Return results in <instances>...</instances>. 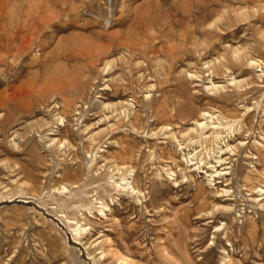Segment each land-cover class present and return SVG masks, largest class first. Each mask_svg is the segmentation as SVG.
<instances>
[{"label": "rangeland", "instance_id": "374dc122", "mask_svg": "<svg viewBox=\"0 0 264 264\" xmlns=\"http://www.w3.org/2000/svg\"><path fill=\"white\" fill-rule=\"evenodd\" d=\"M0 264H264V0H0Z\"/></svg>", "mask_w": 264, "mask_h": 264}, {"label": "bare ground", "instance_id": "6f19581e", "mask_svg": "<svg viewBox=\"0 0 264 264\" xmlns=\"http://www.w3.org/2000/svg\"><path fill=\"white\" fill-rule=\"evenodd\" d=\"M37 29V28H36ZM4 59V58H3ZM254 62V61H253ZM6 94V93H5ZM203 116H205V117H208V116H210V115H208V113H204L203 114ZM206 123V122H205ZM205 123H202V122H197V124L199 125V128L201 127V128H204L205 126H207ZM212 125V124H211ZM218 125V124H217ZM210 125L208 124V127H209ZM219 126V125H218ZM218 126H217V129H218ZM211 127V126H210ZM213 127V126H212ZM205 128H207V127H205ZM214 129L216 128L215 126L213 127ZM203 136V135H202ZM209 138V137H208ZM222 161H224V159H219V163H222ZM217 162V163H218ZM226 169H223V171H225ZM215 174H217V176H220L221 175V171H219L218 169L214 172ZM212 174V173H211ZM225 175H228V173H224ZM213 175H210V179H213ZM210 181H212V180H210ZM214 181V180H213ZM228 191L226 190V191H224V192H222L221 194H224V193H227Z\"/></svg>", "mask_w": 264, "mask_h": 264}]
</instances>
